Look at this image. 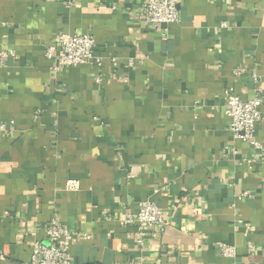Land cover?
<instances>
[{
    "label": "crops",
    "instance_id": "crops-1",
    "mask_svg": "<svg viewBox=\"0 0 264 264\" xmlns=\"http://www.w3.org/2000/svg\"><path fill=\"white\" fill-rule=\"evenodd\" d=\"M142 2L0 0V264H27L54 218L73 264H264V103L259 146L224 112L264 80V0H179L166 27ZM61 33L93 35L103 66L57 71ZM146 199L167 223L142 249L125 219Z\"/></svg>",
    "mask_w": 264,
    "mask_h": 264
},
{
    "label": "built area",
    "instance_id": "built-area-1",
    "mask_svg": "<svg viewBox=\"0 0 264 264\" xmlns=\"http://www.w3.org/2000/svg\"><path fill=\"white\" fill-rule=\"evenodd\" d=\"M67 1L66 8H70L74 0ZM143 22L145 25L168 26L180 21L179 0H142ZM225 26V24L223 25ZM96 40L91 34H69L61 33L57 36L55 44L47 49V56L56 61L55 69L61 71L66 67L81 64H95L99 68L103 66V58L96 55ZM15 57L11 49L0 48V61ZM115 61V59H113ZM130 65L133 64L131 60ZM255 83V95L250 100H245L239 95H230L224 109L230 119L229 129L232 135L255 146L259 143L255 140L257 124L262 119L261 106L264 103V80L253 75ZM97 83L103 81L102 76L95 78ZM6 125H2L4 129ZM67 188L78 190L80 184L76 180H69ZM139 211L136 214H128L125 223L136 225L138 229V244L142 249L146 247L147 231L158 229L164 231L166 228L165 211L153 199L140 202ZM74 233L59 223L54 218L46 227V240L36 241L30 261L27 264H73L70 252ZM233 247H226V255L234 254ZM128 264H140L131 261Z\"/></svg>",
    "mask_w": 264,
    "mask_h": 264
}]
</instances>
